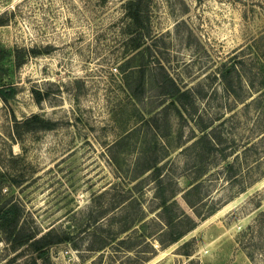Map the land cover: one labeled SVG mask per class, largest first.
Masks as SVG:
<instances>
[{"label":"rangeland","instance_id":"1","mask_svg":"<svg viewBox=\"0 0 264 264\" xmlns=\"http://www.w3.org/2000/svg\"><path fill=\"white\" fill-rule=\"evenodd\" d=\"M10 87L0 264H264V0H0Z\"/></svg>","mask_w":264,"mask_h":264},{"label":"trees","instance_id":"2","mask_svg":"<svg viewBox=\"0 0 264 264\" xmlns=\"http://www.w3.org/2000/svg\"><path fill=\"white\" fill-rule=\"evenodd\" d=\"M15 94H16V89L14 87H10L8 90L0 89V97L5 102H7L8 99L13 97ZM36 95H37V98H36L37 102L40 103L43 99L42 95L40 94V92H37ZM34 120H39V118L37 116H34L33 118L27 119L23 124L28 125L31 122H33ZM48 127L49 126H45V124H42L40 126V128H38V129H44V128H48ZM230 168H232V167H230ZM159 199H160V207L162 208L161 216L164 217L165 214H168V212H170V210L172 209L173 203H170V200L168 198H166L165 196H159ZM173 221H174V219L170 218L167 221L168 225L173 226L174 225ZM0 222L2 223L1 226H4V227L7 225L8 226L13 225L12 228L14 230L19 223V212H18V209L16 208V206H9L7 209H5L0 216ZM185 234H186V232L178 234L175 238H173L170 241V244L178 243L184 237ZM54 243H56V242H54L51 239L49 240L47 237L43 238L42 241H39L37 243V246H36V251L38 252L39 257H41V258L44 257L46 255V252L44 251V249L47 246L54 244ZM24 244H25L24 242H21L20 246H23ZM186 247H187V243L183 245L182 249H184ZM185 255L190 256L191 254L187 253Z\"/></svg>","mask_w":264,"mask_h":264}]
</instances>
